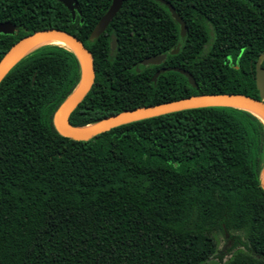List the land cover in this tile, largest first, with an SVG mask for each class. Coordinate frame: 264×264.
<instances>
[{"label":"trees","instance_id":"trees-1","mask_svg":"<svg viewBox=\"0 0 264 264\" xmlns=\"http://www.w3.org/2000/svg\"><path fill=\"white\" fill-rule=\"evenodd\" d=\"M77 1L82 16L73 19L58 0H0V21L16 25L0 33V59L47 28L91 51L94 83L72 125L191 95L260 98L264 0H167L185 37L165 4L124 0L93 41L112 0ZM157 54L166 60L142 64ZM164 67L189 71L198 86L175 70L154 81ZM80 77L72 50L45 44L0 82V264H213L217 229L244 234L237 241L247 251L226 264H264V122L245 109L205 106L76 140L56 130L53 115Z\"/></svg>","mask_w":264,"mask_h":264},{"label":"water","instance_id":"water-1","mask_svg":"<svg viewBox=\"0 0 264 264\" xmlns=\"http://www.w3.org/2000/svg\"><path fill=\"white\" fill-rule=\"evenodd\" d=\"M58 1L64 4V6H66L70 10L73 19L76 17L77 13L82 16V10L77 0ZM123 1L124 0H112L109 9L102 15V17L92 30L89 36L90 40L93 41L97 39L106 31L109 24L121 9ZM158 1L165 4L169 8L174 19L180 24L181 36L185 37L187 34V25L182 16L176 11L175 7L169 1ZM15 32L16 25L14 23L9 21H0V33L14 34ZM47 38H57L67 42L70 46L69 49L76 54L81 65V77L79 83L67 96V98L60 104L53 115V124L56 130L65 137H70L76 140H89L102 132L108 131L111 128L120 126L122 124L159 116L170 112L205 106H231L245 109L258 116L264 122V53H262L256 61L255 74L256 85L259 90L260 98L245 95L242 93L191 95L189 97L167 101L164 103L128 109L85 126H74L69 121L70 114L84 99V97L92 87L95 78V66L91 51L86 47L82 40H80L72 33L57 28H47L44 30L36 31L18 40L5 52V54L0 59V82L17 62H19L29 52L40 47L37 46L31 48L34 44L42 39ZM111 45L112 50L114 51L117 47V38L115 35H112ZM178 51L179 47L177 46L172 51V53H177ZM166 58V54H157L145 58L141 62L144 65L161 64L166 60ZM167 70H175L184 74L185 76H187L189 83L193 87L198 86L194 76L189 71L180 67L161 68L156 72L153 78L154 81H156L160 73H163ZM256 112H258L259 114H257ZM260 114L263 117H261ZM261 179L262 186L264 187V166L261 172Z\"/></svg>","mask_w":264,"mask_h":264},{"label":"rangeland","instance_id":"rangeland-1","mask_svg":"<svg viewBox=\"0 0 264 264\" xmlns=\"http://www.w3.org/2000/svg\"><path fill=\"white\" fill-rule=\"evenodd\" d=\"M214 234L217 242V251L211 257V263L226 264V262L232 258L237 251H247V248L237 241L238 236L242 239L244 238L242 232H223L222 230L217 229Z\"/></svg>","mask_w":264,"mask_h":264},{"label":"bare ground","instance_id":"bare-ground-1","mask_svg":"<svg viewBox=\"0 0 264 264\" xmlns=\"http://www.w3.org/2000/svg\"><path fill=\"white\" fill-rule=\"evenodd\" d=\"M44 44H59V45L66 46L67 48H70V46L67 42L60 40V39H57V38L42 39V40L38 41L36 44H34L31 48L41 46ZM256 113L259 114L258 112H256ZM260 116H261V114H260ZM261 117H263V116H261Z\"/></svg>","mask_w":264,"mask_h":264}]
</instances>
